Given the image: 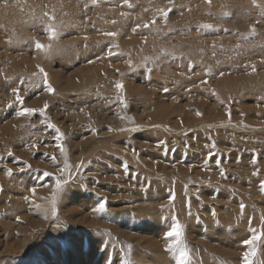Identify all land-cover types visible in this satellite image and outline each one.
Here are the masks:
<instances>
[{
    "label": "rangeland",
    "instance_id": "374dc122",
    "mask_svg": "<svg viewBox=\"0 0 264 264\" xmlns=\"http://www.w3.org/2000/svg\"><path fill=\"white\" fill-rule=\"evenodd\" d=\"M0 5V264H264V0Z\"/></svg>",
    "mask_w": 264,
    "mask_h": 264
},
{
    "label": "snow or ice",
    "instance_id": "6c2138e0",
    "mask_svg": "<svg viewBox=\"0 0 264 264\" xmlns=\"http://www.w3.org/2000/svg\"><path fill=\"white\" fill-rule=\"evenodd\" d=\"M124 2L125 3H127V0H124ZM93 3H95V0H93ZM168 11H171V9H168ZM163 15L165 16V18L167 17V11H165L164 13H163ZM145 27H147V25H145ZM204 27H211V25H205ZM49 32H50V38H54L55 37V35H56V33H55V30L54 29H49ZM106 35H109V36H113V35H116L115 33H106ZM37 47L38 48H43L44 47V45H42V44H40L39 42H37ZM113 53L111 52V51H109V55H112ZM41 71H43L42 69H41ZM117 87H122V85H117ZM14 92H17L18 93V90H13ZM48 91L49 92H52V91H54L52 88H51V86L49 85L48 86ZM16 100L18 101V102H20V103H23V97H21V96H19L18 94H17V96H16ZM34 111H37V110H35V109H29V108H23V110L20 112V114L21 115H24V114H28V113H32V112H34ZM198 115H199V113H197ZM52 127H55L54 125H52ZM59 130H57V132H58ZM255 162V161H254ZM217 163H219V162H217ZM9 171V174H11V170L9 169L8 170ZM60 187V181L58 180L57 181V188H59ZM34 191V190H33ZM261 191H264V183H262L261 184ZM174 199V198H173ZM243 205H241V208L243 209ZM105 208V204H103V203H101L100 205H99V209L98 210H103ZM53 214H55V212L53 213ZM175 231V230H174ZM169 235H172V233H169ZM258 237H254V239H257ZM244 243L245 244H251L252 243V241L251 240H246V241H244ZM255 254V252L253 251L252 253H245V264H251V261L250 260H248V257H249V255H254Z\"/></svg>",
    "mask_w": 264,
    "mask_h": 264
},
{
    "label": "bare ground",
    "instance_id": "6f19581e",
    "mask_svg": "<svg viewBox=\"0 0 264 264\" xmlns=\"http://www.w3.org/2000/svg\"><path fill=\"white\" fill-rule=\"evenodd\" d=\"M131 1V3H134L136 0H130ZM156 1H160V0H156ZM35 5H30V7H34ZM18 7V6H17ZM20 7V6H19ZM1 8L2 9H4V6H2V5H0V10H1ZM17 10H19V8L17 9Z\"/></svg>",
    "mask_w": 264,
    "mask_h": 264
}]
</instances>
